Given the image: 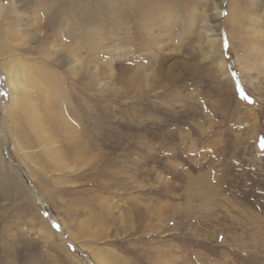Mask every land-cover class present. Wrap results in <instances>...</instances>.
I'll return each mask as SVG.
<instances>
[{"label":"rangeland","instance_id":"rangeland-1","mask_svg":"<svg viewBox=\"0 0 264 264\" xmlns=\"http://www.w3.org/2000/svg\"><path fill=\"white\" fill-rule=\"evenodd\" d=\"M4 92L0 264H264V0H0Z\"/></svg>","mask_w":264,"mask_h":264},{"label":"bare ground","instance_id":"bare-ground-1","mask_svg":"<svg viewBox=\"0 0 264 264\" xmlns=\"http://www.w3.org/2000/svg\"><path fill=\"white\" fill-rule=\"evenodd\" d=\"M216 15H218V12H216ZM16 73V78L10 82V87H12L13 91V103L17 104V107L20 102L23 104L26 103L24 105L28 113L34 119L32 124L35 125L36 122L38 125L37 129L40 131L38 134L43 137H48V135L44 134L46 123L42 119L40 105L46 104L47 107L66 106L68 103V94L65 87L56 73L44 72L45 75L43 73L40 75V71L34 73L33 69L24 63H22L20 69L16 71ZM121 83L124 84L122 76ZM34 99H36L35 102H33ZM59 116H61V120L66 127V134L68 136L77 134L76 127L73 124L76 119L70 114L67 115L64 111H60Z\"/></svg>","mask_w":264,"mask_h":264},{"label":"snow or ice","instance_id":"snow-or-ice-1","mask_svg":"<svg viewBox=\"0 0 264 264\" xmlns=\"http://www.w3.org/2000/svg\"><path fill=\"white\" fill-rule=\"evenodd\" d=\"M0 95H7V93L6 92H4V93H0ZM53 226L54 227H56L57 229H59L61 226L58 224V223H56V222H53Z\"/></svg>","mask_w":264,"mask_h":264}]
</instances>
